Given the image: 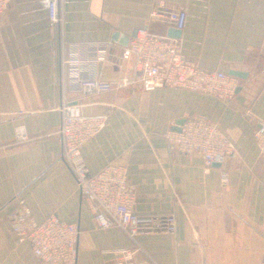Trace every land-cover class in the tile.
<instances>
[{"label":"crops","instance_id":"1","mask_svg":"<svg viewBox=\"0 0 264 264\" xmlns=\"http://www.w3.org/2000/svg\"><path fill=\"white\" fill-rule=\"evenodd\" d=\"M159 9L186 12V27L176 34L186 60L238 79L231 105L168 88L145 93L138 82L84 98L63 87L73 44L109 45L99 78L117 81L123 49L113 34L147 28ZM62 14L54 25L48 0H14L0 19V264H40L11 231L18 194L37 223L57 216L78 226V264H117L116 252L134 245L143 249L135 264H264V159L254 138L264 120V0H63ZM149 30L168 37L173 29L154 22ZM75 101L86 105V117H108L82 149L90 172L101 171L103 156L127 167L133 213L173 218L175 233L133 240L118 227L97 229L62 161L60 109ZM201 115L235 148L224 167L207 170L198 154H182L166 140L175 123ZM18 129L27 141L17 140Z\"/></svg>","mask_w":264,"mask_h":264},{"label":"built area","instance_id":"2","mask_svg":"<svg viewBox=\"0 0 264 264\" xmlns=\"http://www.w3.org/2000/svg\"><path fill=\"white\" fill-rule=\"evenodd\" d=\"M63 0H48V19L54 25L63 21ZM14 0H0V19ZM157 22L170 29L183 31L187 14L182 10L153 11L148 27L138 31L128 48L123 49L119 62V78L106 82L99 78V68L105 64L110 47L106 43L73 44L71 54L63 61L69 72L62 80L78 97L98 96L139 83L145 93L158 89H175L213 96L225 104H232L239 90L236 77L219 70L211 71L186 60L180 40L153 34L150 23ZM86 105L75 101L60 109L62 125L59 135L63 143L62 161L75 177L82 198L88 203L99 231L113 227L122 229L131 239L176 232L175 220L170 217H139L133 213L136 194L129 187L127 167L102 157V169L94 175L88 169L82 149L91 143L106 127L108 117H86ZM166 140L187 155L198 154L205 169L215 165L224 167L236 151L221 132L217 122L206 116H197L175 123ZM255 141L264 159V120L258 121ZM17 140L27 141L26 133L18 129ZM229 174H221L222 188L229 186ZM14 208L8 215L11 231L18 244L28 245L40 264H78L80 231L77 225L51 216L37 223L23 194L13 200ZM143 249L134 245L116 252L117 264H135Z\"/></svg>","mask_w":264,"mask_h":264},{"label":"water","instance_id":"3","mask_svg":"<svg viewBox=\"0 0 264 264\" xmlns=\"http://www.w3.org/2000/svg\"><path fill=\"white\" fill-rule=\"evenodd\" d=\"M181 31H175V30H172V32L169 33V38H176L177 39V36L176 34L180 33ZM137 33L138 31H135L131 36L127 37L125 35H121L120 33H114L113 34V38H112V41L117 43L119 45L120 48L122 49H126L128 48L131 40L135 39L136 36H137ZM184 121H181L180 124H182ZM216 167H221L220 165H215ZM214 166V167H215Z\"/></svg>","mask_w":264,"mask_h":264},{"label":"rangeland","instance_id":"4","mask_svg":"<svg viewBox=\"0 0 264 264\" xmlns=\"http://www.w3.org/2000/svg\"><path fill=\"white\" fill-rule=\"evenodd\" d=\"M228 105V104H227ZM231 105V104H230ZM203 162V161H202ZM204 166V165H203Z\"/></svg>","mask_w":264,"mask_h":264}]
</instances>
